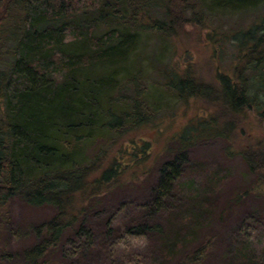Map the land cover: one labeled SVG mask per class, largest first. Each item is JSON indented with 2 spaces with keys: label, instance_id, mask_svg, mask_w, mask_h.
<instances>
[{
  "label": "trees",
  "instance_id": "16d2710c",
  "mask_svg": "<svg viewBox=\"0 0 264 264\" xmlns=\"http://www.w3.org/2000/svg\"><path fill=\"white\" fill-rule=\"evenodd\" d=\"M201 2L167 0L163 3L166 23L153 18L147 23L144 19L150 17L153 0H97L96 7L83 13L71 7L72 11L66 10L62 1L0 0V209L18 202L53 212L48 221L25 233L33 241L31 246L1 258L8 263L45 264L60 243L69 240L77 245L79 263L89 257L125 260L112 248L122 229L121 235L126 237L146 236L150 247L156 241L150 257L157 260L151 264H161L177 254H183L178 264H202L209 240L189 253L186 250L196 242L210 212L192 213L190 208L194 203L202 208L209 202L197 199L181 182L189 166L187 150L200 139L220 138L228 143L230 153L236 148L255 184L264 188L263 20V27L237 34L239 53L246 63L235 67L230 77L217 75L213 84H206L189 75L177 79L176 73H166L163 86L178 102H201L214 115L188 126L176 147L168 148L173 158L164 166L149 198L139 205L138 220L127 215L121 223L116 222L119 210L103 223L93 218L101 212L96 209L99 197H109L125 184L122 176L128 165L113 158L103 167L100 156L88 161L84 150L97 137L112 134L123 138L126 133L122 131L149 123L154 116L141 100L136 81L117 85L112 69L132 54L139 31L146 29L140 25L142 21L150 30L168 35L179 22L188 21L185 8L199 11ZM219 4L234 11L248 10L261 7L264 0H220ZM122 88L129 92L124 101ZM122 103L131 111L119 116ZM249 112L257 118L263 137L237 148L235 131ZM192 131L200 135L196 142ZM131 145L139 153L131 154L133 158L148 155L146 143ZM178 192L186 196L177 198ZM252 220L264 224V212ZM247 227L259 228L253 224ZM247 235L251 234L244 230V239ZM15 237H21V232Z\"/></svg>",
  "mask_w": 264,
  "mask_h": 264
},
{
  "label": "rangeland",
  "instance_id": "374dc122",
  "mask_svg": "<svg viewBox=\"0 0 264 264\" xmlns=\"http://www.w3.org/2000/svg\"><path fill=\"white\" fill-rule=\"evenodd\" d=\"M59 1L64 2L66 10L76 8L74 11L82 13L90 10L89 7L97 6V0H55V3ZM151 1L135 0L136 3ZM153 1L155 3H150L149 6H159L150 9V17L144 20L149 23L148 19L153 18L166 23L163 3L167 0ZM219 1L202 0L199 11L196 8H185L184 18L188 21L179 22L168 35L150 30L147 23L142 21L140 25L146 29L139 31L140 38L133 51H130L132 54L124 64L112 69L113 80L117 85L122 86L133 79L136 81L141 100L154 116L149 123L143 122L129 132L122 131V134L126 133L123 138L116 139L112 134L97 137L84 150L88 161L100 156L103 167L113 158L121 165H128L125 168L126 174L122 176L125 182L123 187L113 191L109 197H99L96 209L101 212L93 217L97 223L110 218L114 210H119L116 222L124 221V216L127 215L138 220L139 205L149 198V192L161 177V171L173 158L168 153V148L176 147L180 134L188 126L214 115L201 102L192 99L178 102L172 92L163 86L166 73H176L174 77L177 79L189 75L195 82L213 84L217 75L230 77L235 67L245 66L246 62L244 63L243 56L239 53L240 36L237 34L247 32L263 19L264 5L234 11L221 6ZM90 2L94 5L91 6ZM124 89L119 90L124 94ZM128 95L129 92L125 91L121 100H126ZM123 105L120 104L119 116L131 111L128 105ZM246 114L247 117L235 131L236 147L263 137L257 118L250 112ZM193 133L192 140L196 142L200 135L196 131ZM131 142L138 146L146 143L148 155L133 158L131 154L139 156V153L131 149ZM228 149L226 141L213 138L200 139L187 150L190 167L183 171L181 182L190 192L197 194V199L207 198L209 202L203 204L202 208H196L198 203H194L190 211L199 213L200 210H208L210 213L207 216L209 221L200 227L196 242L186 252L189 253L195 246H201L209 240L211 244L202 264H264V224H254L252 220L264 212V188L255 184L253 176L237 156V149H231L232 153ZM179 194H176L177 198L186 196L185 192ZM52 215L50 209H33L18 202L0 209V264H17L8 263L1 256L7 252L17 253L31 246L33 241L25 233H29L32 226L48 221ZM249 224L259 228H249ZM244 230L251 234L245 239ZM18 232H21V237L16 240L15 234ZM121 232L122 229H119L116 233L112 248L121 253L125 260L116 256L108 262V257L104 261L89 257L79 263L75 255L77 245L64 240L47 257L45 264H151V261L157 260L156 256L150 257L156 241L150 247L146 236L132 238L121 235ZM148 248L151 249L150 252ZM182 259L183 254H177L161 264H178Z\"/></svg>",
  "mask_w": 264,
  "mask_h": 264
},
{
  "label": "bare ground",
  "instance_id": "6f19581e",
  "mask_svg": "<svg viewBox=\"0 0 264 264\" xmlns=\"http://www.w3.org/2000/svg\"><path fill=\"white\" fill-rule=\"evenodd\" d=\"M263 20H264V19L260 20V21L258 22V24L255 25V26H258V27H261V26H262V27H263V25H262V24H263V22H262ZM255 26H254V27H255Z\"/></svg>",
  "mask_w": 264,
  "mask_h": 264
}]
</instances>
